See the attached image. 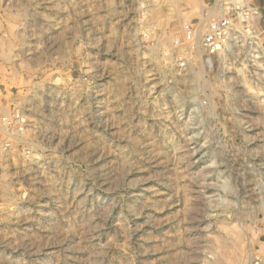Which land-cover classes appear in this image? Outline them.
Returning <instances> with one entry per match:
<instances>
[{"label": "rangeland", "instance_id": "rangeland-1", "mask_svg": "<svg viewBox=\"0 0 264 264\" xmlns=\"http://www.w3.org/2000/svg\"><path fill=\"white\" fill-rule=\"evenodd\" d=\"M246 9L0 0V264H264V38Z\"/></svg>", "mask_w": 264, "mask_h": 264}, {"label": "built area", "instance_id": "built-area-1", "mask_svg": "<svg viewBox=\"0 0 264 264\" xmlns=\"http://www.w3.org/2000/svg\"><path fill=\"white\" fill-rule=\"evenodd\" d=\"M240 13L244 21H247L248 23H251V21L254 19L257 21L259 18V11L256 10L246 9L241 10ZM232 27L233 26L231 25V21L226 18L219 22L217 21L212 23L209 26L208 31L205 33V35H203L201 39V48L204 49V51H206V53L210 57H213L219 54L221 51H224L229 46V35L232 31ZM187 32L188 44L195 45L196 34L191 31L190 28H188ZM191 47L193 48V46Z\"/></svg>", "mask_w": 264, "mask_h": 264}, {"label": "crops", "instance_id": "crops-1", "mask_svg": "<svg viewBox=\"0 0 264 264\" xmlns=\"http://www.w3.org/2000/svg\"><path fill=\"white\" fill-rule=\"evenodd\" d=\"M250 4L257 7L259 11L256 29L260 31L262 37L264 38V0H250Z\"/></svg>", "mask_w": 264, "mask_h": 264}, {"label": "bare ground", "instance_id": "bare-ground-1", "mask_svg": "<svg viewBox=\"0 0 264 264\" xmlns=\"http://www.w3.org/2000/svg\"><path fill=\"white\" fill-rule=\"evenodd\" d=\"M196 81V77L194 76L192 79H191V85L193 86V82Z\"/></svg>", "mask_w": 264, "mask_h": 264}]
</instances>
